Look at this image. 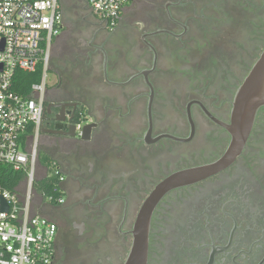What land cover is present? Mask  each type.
<instances>
[{"label":"flooded vegetation","instance_id":"obj_1","mask_svg":"<svg viewBox=\"0 0 264 264\" xmlns=\"http://www.w3.org/2000/svg\"><path fill=\"white\" fill-rule=\"evenodd\" d=\"M235 2L264 17V0H135L110 26L88 0L61 4L79 31L45 94L40 152L64 175L51 264H125L157 185L228 151L237 91L264 50V29L219 36ZM148 264H264V107L230 167L157 204Z\"/></svg>","mask_w":264,"mask_h":264},{"label":"built area","instance_id":"obj_2","mask_svg":"<svg viewBox=\"0 0 264 264\" xmlns=\"http://www.w3.org/2000/svg\"><path fill=\"white\" fill-rule=\"evenodd\" d=\"M135 0H88L93 13L115 26ZM62 0H0V167L25 179L11 191L0 185V264H51L57 224L45 214L64 200V175L54 162L40 166L45 94L50 86L55 41L65 29ZM40 82L28 95L14 90L18 71L36 73ZM56 179L59 196L37 195L40 179ZM7 206V210H4Z\"/></svg>","mask_w":264,"mask_h":264},{"label":"water","instance_id":"obj_3","mask_svg":"<svg viewBox=\"0 0 264 264\" xmlns=\"http://www.w3.org/2000/svg\"><path fill=\"white\" fill-rule=\"evenodd\" d=\"M233 106L231 124L227 126L232 135L228 151L215 162L179 171L157 185L140 209L133 231V244L125 264H148L152 214L166 194L227 169L243 151L257 115L264 107V50L238 89ZM4 210H7V206H4Z\"/></svg>","mask_w":264,"mask_h":264},{"label":"rangeland","instance_id":"obj_4","mask_svg":"<svg viewBox=\"0 0 264 264\" xmlns=\"http://www.w3.org/2000/svg\"><path fill=\"white\" fill-rule=\"evenodd\" d=\"M66 1V0H65ZM263 1H261L262 3ZM233 7V11H230L228 13L225 14V19L222 22V26L227 27L225 29H223L224 34L221 33V35H219L220 37H224V35H228L230 37L232 36H236L238 35V33L236 32V28L237 29H241L240 36L242 37V35H251V36H258V34L260 32L263 31L264 29V17L263 15L260 14V11H258L256 9V7L251 4V5H240L238 2H235ZM129 11V10H128ZM127 11V13H128ZM230 26V27H229ZM72 27V28H71ZM71 28V30H69ZM78 28L79 25H73L71 24L70 26L68 25L67 28L64 29L65 35L64 38L62 39V41L60 42V44H58L57 46H55L53 48V53H52V59H51V66L50 69L48 71V80L50 84H54L57 83L58 81V74L55 73L53 71V64L56 62L57 60H60L62 57V54H67V52L69 53V56H71L70 52H69V46H68V42L69 40H73L74 41V37H76L77 33H78ZM233 38V37H232ZM223 41L222 38L219 39L218 42ZM234 40L231 39L230 43H232ZM61 46V47H60ZM45 138H41V144H44ZM48 213V212H47ZM45 214L46 216H48V214ZM79 250L81 251L80 247H75V250ZM78 256V255H77ZM67 262V260H66Z\"/></svg>","mask_w":264,"mask_h":264},{"label":"trees","instance_id":"obj_5","mask_svg":"<svg viewBox=\"0 0 264 264\" xmlns=\"http://www.w3.org/2000/svg\"><path fill=\"white\" fill-rule=\"evenodd\" d=\"M42 78V67H39L36 73H27L24 71H18L14 80V90L22 95H28L31 87L34 83L40 82ZM40 166L47 171L50 170L54 161L43 152H40L39 156ZM25 179V175L21 172H16L10 166L0 167V185L6 187L8 190L13 191L16 186ZM56 179H40L37 186V195L42 196L43 192L47 195L59 196L55 193L54 189L56 185Z\"/></svg>","mask_w":264,"mask_h":264},{"label":"crops","instance_id":"obj_6","mask_svg":"<svg viewBox=\"0 0 264 264\" xmlns=\"http://www.w3.org/2000/svg\"><path fill=\"white\" fill-rule=\"evenodd\" d=\"M65 0H62V3H64ZM65 32L63 30V33L61 34V36L55 41L54 46H57L58 44H60V42L62 41V39L64 38Z\"/></svg>","mask_w":264,"mask_h":264}]
</instances>
